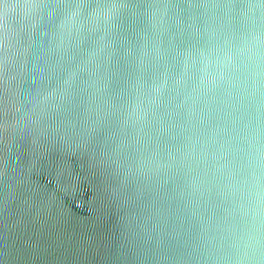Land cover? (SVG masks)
I'll return each mask as SVG.
<instances>
[{"label": "water", "instance_id": "water-1", "mask_svg": "<svg viewBox=\"0 0 264 264\" xmlns=\"http://www.w3.org/2000/svg\"><path fill=\"white\" fill-rule=\"evenodd\" d=\"M0 264H264V0H0Z\"/></svg>", "mask_w": 264, "mask_h": 264}]
</instances>
